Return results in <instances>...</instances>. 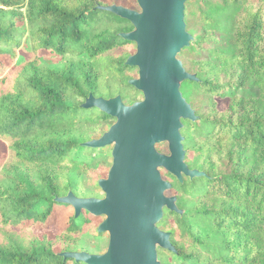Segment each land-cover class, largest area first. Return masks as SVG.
I'll return each mask as SVG.
<instances>
[{
  "label": "trees",
  "instance_id": "obj_1",
  "mask_svg": "<svg viewBox=\"0 0 264 264\" xmlns=\"http://www.w3.org/2000/svg\"><path fill=\"white\" fill-rule=\"evenodd\" d=\"M100 3L0 0V264H89L62 253L101 234L102 215L87 209L53 235L36 231L70 205L57 197L104 194L87 192L83 177L100 187L106 169L91 160L107 145L84 142L115 117L82 106L89 93L143 96L128 82L136 66L125 64L135 42L121 36L133 24ZM185 20L194 38L178 56L197 79L181 90L197 118H183L181 132L186 163L203 173L180 180L163 169L183 212L164 208L158 225L175 250L158 255L162 264H264V0H187ZM43 50L61 66L44 63Z\"/></svg>",
  "mask_w": 264,
  "mask_h": 264
},
{
  "label": "water",
  "instance_id": "obj_2",
  "mask_svg": "<svg viewBox=\"0 0 264 264\" xmlns=\"http://www.w3.org/2000/svg\"><path fill=\"white\" fill-rule=\"evenodd\" d=\"M186 1L137 0L139 9L117 3L98 4L133 24L121 36L136 43L125 64L138 68V76L128 82L143 97L128 103L120 93L105 97L90 92L82 103L115 117L100 136L84 142L91 147L112 145L107 175L98 179L104 194L78 196L69 191L57 200L72 205L75 215L87 209L104 216L97 231L108 233V244L104 252L74 250L64 251V256L89 264H162L158 247L175 250L171 232L158 222L165 207L183 210L177 205L176 195L166 193L172 183L162 169L180 180L183 175L203 173L186 163L181 132L183 118H197L181 90L184 80L197 79L178 56L194 38L185 20ZM161 142L167 143L168 152L157 148Z\"/></svg>",
  "mask_w": 264,
  "mask_h": 264
},
{
  "label": "rangeland",
  "instance_id": "obj_3",
  "mask_svg": "<svg viewBox=\"0 0 264 264\" xmlns=\"http://www.w3.org/2000/svg\"><path fill=\"white\" fill-rule=\"evenodd\" d=\"M101 2H103L105 4L117 3V4H122V5H125L128 7H131V8L139 9L137 0H101ZM16 22L20 26H22L24 24L25 21H24L23 14H19L16 17ZM210 46H212V43L206 42V43H204L203 48L202 47L197 48L195 53L199 57H201L203 54H205L206 48L210 47ZM135 50H136V43L134 44V49L131 53H133ZM24 56L26 58H28V57H30V53H24ZM41 57H42V61L51 67H60L61 66L60 62L58 61V57L51 55L47 51H44V50L41 51ZM131 73H132L131 77L138 76V68L134 67L132 69ZM252 90L256 91L255 88H252ZM142 97H140L138 99H141ZM227 102H228L227 98L218 99L217 108H219L220 110L225 109ZM107 129H108V127L106 126L104 131ZM100 135H96L95 137H98ZM157 148L161 151L168 152V145L166 142L158 143ZM6 149H7L6 144L0 139V150L6 151ZM111 149H112V145L105 146L103 151L99 152L95 156V158L91 160L93 166L99 162L100 163L99 168L101 170H102V167L103 168L105 167L106 170L101 173L100 177L107 175V171L111 165V162H112ZM162 173H163V169H162ZM83 187L87 192L100 193L102 191V189L100 187H96V186H93V185H90L89 183H87V177H83ZM73 213H74L73 206H71V205L65 206L57 215H55L51 219V221L47 225H45V226L37 225L36 231L39 234H42L43 232H47L48 234L53 235L57 231L58 226L61 223L66 221L67 216L69 214H73ZM103 217L104 216L99 217V219H98L99 223L103 219ZM107 244H108V233L107 232H104L101 234H97L94 232H87L83 236V250H87L89 252H104L107 248Z\"/></svg>",
  "mask_w": 264,
  "mask_h": 264
}]
</instances>
